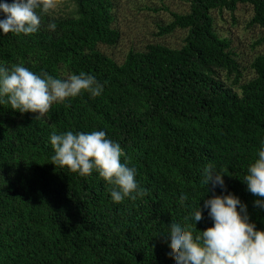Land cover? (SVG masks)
Wrapping results in <instances>:
<instances>
[{"label":"trees","instance_id":"obj_1","mask_svg":"<svg viewBox=\"0 0 264 264\" xmlns=\"http://www.w3.org/2000/svg\"><path fill=\"white\" fill-rule=\"evenodd\" d=\"M71 2L67 16L43 14L35 34H0V63L9 68L23 64L58 79L84 72L104 85L99 97L54 103L44 119L0 105V264H175L170 237L159 234L203 207L204 196L222 194L210 187L207 195L209 163L264 230V211L242 182L264 141V54L251 62L254 77L240 83L230 40L216 34L211 15L250 6V24L264 29V0H190L188 12H170L157 34L184 32L179 48L147 44L120 63L101 50L120 38L113 0ZM222 71L234 75L231 87ZM69 130L105 131L146 195L115 203L97 173L52 165L50 136ZM203 217L198 231L213 226L207 210Z\"/></svg>","mask_w":264,"mask_h":264},{"label":"clouds","instance_id":"obj_2","mask_svg":"<svg viewBox=\"0 0 264 264\" xmlns=\"http://www.w3.org/2000/svg\"><path fill=\"white\" fill-rule=\"evenodd\" d=\"M55 7L54 0H0V34L9 33L29 36L39 31L41 18ZM48 28L55 31L56 24ZM99 97L104 85L84 72L72 74L66 79L54 78L47 72L36 74L23 64L10 68L0 63V105L8 104L14 112L35 113L36 119H44L54 103H63L83 93ZM50 144L54 151L51 159L54 166L66 168L82 177H90L95 172L110 186L113 202L135 200L146 195L140 188L136 169L129 167L121 145L103 130L91 132H53ZM257 159L247 168L243 178L247 191L257 197L253 207L264 211V141H261ZM209 163L202 172V183L207 195L210 187L215 193L203 200L199 206L183 220L172 219L170 230L159 235L170 237L169 251L175 255V264H264V230L257 229L250 221L247 205L239 197L227 192L224 177ZM227 192V194H223ZM187 197L188 193L182 192ZM206 195V196H207ZM200 200V201H201ZM204 210L213 226L203 231L197 230V223ZM186 221H191L187 223Z\"/></svg>","mask_w":264,"mask_h":264},{"label":"rangeland","instance_id":"obj_3","mask_svg":"<svg viewBox=\"0 0 264 264\" xmlns=\"http://www.w3.org/2000/svg\"><path fill=\"white\" fill-rule=\"evenodd\" d=\"M190 0H113L115 27L120 38L113 47L101 50L117 62H122L130 50H142L147 44L160 43L179 48L185 37L182 31L169 36L159 37L160 26L170 20V12L186 13ZM55 7L49 13L55 17L67 16L73 12L71 0H54ZM214 30L221 38L230 40V49L237 65L240 83L254 77L250 65L252 60L264 54V29L250 24L252 9L238 5L233 13L213 11ZM219 79L226 87H231L234 75L222 71Z\"/></svg>","mask_w":264,"mask_h":264}]
</instances>
